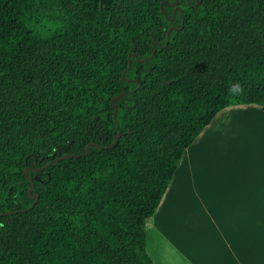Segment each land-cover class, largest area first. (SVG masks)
Listing matches in <instances>:
<instances>
[{"label":"trees","instance_id":"16d2710c","mask_svg":"<svg viewBox=\"0 0 264 264\" xmlns=\"http://www.w3.org/2000/svg\"><path fill=\"white\" fill-rule=\"evenodd\" d=\"M174 1L0 0V264H153L184 151L264 114V0Z\"/></svg>","mask_w":264,"mask_h":264},{"label":"crops","instance_id":"0c3cea01","mask_svg":"<svg viewBox=\"0 0 264 264\" xmlns=\"http://www.w3.org/2000/svg\"><path fill=\"white\" fill-rule=\"evenodd\" d=\"M153 264H264V114L220 111L184 151L146 228Z\"/></svg>","mask_w":264,"mask_h":264},{"label":"water","instance_id":"95a60500","mask_svg":"<svg viewBox=\"0 0 264 264\" xmlns=\"http://www.w3.org/2000/svg\"><path fill=\"white\" fill-rule=\"evenodd\" d=\"M178 1H179V0H175L174 3L172 4V6H176V4H177ZM196 4H198V0L196 1ZM178 9H179V8H176V9L174 10V16H175L176 12L178 11ZM169 36H170V31H168V34H167V43H168V41H169ZM166 45H167V44H166ZM166 45H165V46H166ZM165 46H164V47H165ZM153 54H154V53H153ZM153 54H152V55H153ZM130 58H131V55L129 56V67H130ZM121 96H122V95H120L117 99L121 98ZM117 99H115V100H117ZM115 100H113V101L111 102V104H113V102H114ZM117 141H118V136L116 137L114 143H112L111 145L106 146L105 148L108 149V148H112V147H114V146L116 145ZM89 146H90V145H88V146L85 148V152H84L83 155H86V154H87ZM98 147H100V146H98ZM68 157H78V155H71V154H70V155H64V156H61V157L55 159L53 162L46 164V165L43 166L41 169L36 170V171H42V170L46 169L48 166H50L51 164H53V163H57V162H59V161H62L63 159L68 158ZM30 182H31V186H30V189L28 190V195H30L31 191L33 190V183H32V180H30ZM30 197H31V198H35V199H34V203L32 204V207H33V206L38 202L39 197H38L37 194H34L33 196H30Z\"/></svg>","mask_w":264,"mask_h":264},{"label":"rangeland","instance_id":"374dc122","mask_svg":"<svg viewBox=\"0 0 264 264\" xmlns=\"http://www.w3.org/2000/svg\"><path fill=\"white\" fill-rule=\"evenodd\" d=\"M112 2V0H100L99 2V7L101 10H105L107 9V7L109 6V4Z\"/></svg>","mask_w":264,"mask_h":264}]
</instances>
